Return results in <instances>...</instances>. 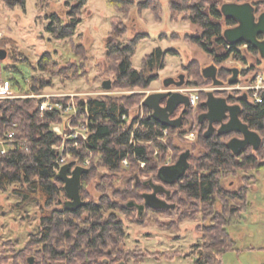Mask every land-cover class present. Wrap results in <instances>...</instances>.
Masks as SVG:
<instances>
[{
	"label": "trees",
	"instance_id": "trees-1",
	"mask_svg": "<svg viewBox=\"0 0 264 264\" xmlns=\"http://www.w3.org/2000/svg\"><path fill=\"white\" fill-rule=\"evenodd\" d=\"M88 1L77 0L71 6L68 12L70 21L67 23L56 13L47 15L46 31L57 40H72L83 20V10ZM108 2L123 16L135 5V0ZM69 3L70 1L67 2L68 6ZM5 4L10 8L25 6L26 0H5ZM222 6L219 1L211 0L170 1L171 19L184 14L189 21L201 28L200 35H192L188 39L213 57V65L217 68L215 79L206 77L197 62L191 61L184 66V86L215 85V81L229 85L234 72L230 68L219 66L231 57L246 63L245 52L261 57L259 50L253 45L230 44L226 40L225 27H234L237 21L224 16ZM255 6L258 13L257 4ZM137 7L140 11L152 10L156 19H161L162 4L159 1L141 0ZM126 33L124 18L116 15L112 20L106 46V63L114 71L116 78L114 87L147 89L158 78L152 72L166 67L167 52L161 48L155 49L143 58L140 69H136L133 66V56L138 43L146 36L138 35L126 40ZM72 45L75 54L84 60L88 55L85 46ZM76 66L68 63L65 68H60L53 55L45 52L34 71L68 80L78 70L80 73L83 67L79 64L80 69H77ZM12 68L19 71L15 65ZM250 69H253L252 66ZM222 77H226L225 81ZM51 83V78L33 75L30 90L38 92L51 86ZM252 93L251 90H231L220 94L227 98L229 104L240 105L241 119L259 134L261 146L256 150L248 146L243 152L235 154L228 143L241 134H219L216 130L212 135L206 136L209 121L198 119V147L203 148L204 153L194 157L190 151V168L187 173L175 184H167L170 190L175 189L171 190L168 199L174 207L165 210L148 207L144 211V214L146 210L150 213L175 212L188 204L192 210L201 212L203 220L198 231L202 234L203 244L199 245L201 252L198 264H221L223 254L238 250L228 228L246 220L251 206L249 190L256 184L258 174L264 170V89L259 91L262 102H256ZM134 97L135 95H104L78 100V115L87 123L88 138L79 148L73 147L75 160L69 163L71 169L83 166L81 161L88 157L95 161L99 157V166L105 168L110 175L127 173L134 177H153L149 181L162 182L158 171L164 166L162 162L168 150V146L162 142L165 132L181 130L185 122L193 119L195 108L198 109V117L206 113L208 93L200 96L196 107L190 106L187 109L183 125L179 129L162 125L151 116L152 111L146 106H143L146 116L129 121L130 106L136 104L131 102ZM60 114L58 111H41L39 103L31 98L0 99V138L5 139V135L14 133V141L8 142L6 153H2L0 146V187L7 191L11 186L17 185L14 193L21 197L24 204L37 205L40 213L38 233L30 235L25 247L20 250L16 248V244L6 242L0 255V264H127L126 259L130 258L125 248L128 233L121 215L130 216L136 206L143 205L144 193L151 188L145 182L144 190L147 191L136 192L140 189V184L133 185L135 178H132L126 180L130 187L127 190L117 189L112 195L104 192L97 200H86L83 197V184L96 172V162H93L82 175L81 196L86 204L75 210L70 209L66 205L69 196L65 183L58 178L62 167L59 164L60 154L54 148L62 141L61 135L52 129L60 120ZM215 127L218 129L219 124ZM156 149L161 151L160 156L154 155ZM142 163H145L144 168L141 167ZM248 171H254V174H243L236 188L224 185L226 179ZM105 177L106 174L103 178ZM119 196L123 200H132L125 203L115 200Z\"/></svg>",
	"mask_w": 264,
	"mask_h": 264
},
{
	"label": "rangeland",
	"instance_id": "rangeland-1",
	"mask_svg": "<svg viewBox=\"0 0 264 264\" xmlns=\"http://www.w3.org/2000/svg\"><path fill=\"white\" fill-rule=\"evenodd\" d=\"M68 1L70 6L67 5ZM138 1L141 0H135L132 10L123 16L108 0H89L84 7L83 20L74 38L57 40L45 29L48 24L47 15L56 13L67 23L70 21L68 12L77 0H42V2L26 0L25 6L14 8L6 6L5 0H0V47L8 51V57L0 61V85L8 86L16 98L34 99L39 106L44 99L51 103L60 102L66 106L71 105V110L61 113L60 120L54 124L62 130V141L55 146L60 152V166L74 162L72 149L79 148L83 143V136L87 135L85 129L87 123L82 116L78 115V100L104 95L119 97L135 95L131 102L136 104L130 106L129 121L137 117L143 118L146 116L143 107L145 98L157 91H177L179 89L177 86L171 85L166 88L164 83L170 78L179 81L180 76L185 74L184 66L193 60L201 69L214 64L213 57L188 39L192 35H200L201 28L189 21L184 14L171 19V0H157L162 4L160 20L156 19L155 13L150 9L140 11L137 7ZM211 1H219L220 6L225 3L249 2L257 4L259 11L257 16L264 13V0ZM116 15L124 18L127 28L124 39L131 40L138 35L146 36L138 43L137 51L133 56L134 68L140 69L143 58L157 48L167 52L166 67L152 72L158 75V78L147 89L114 87L116 78L114 71L106 63V46L112 20ZM72 44L85 46L88 55L84 60L75 54ZM45 52L53 55L59 62L60 68H65L68 63L77 65V69H80L79 64L83 67L80 73L78 70L75 76H70L68 80L64 77L65 81L57 76L50 77L48 74L34 71L38 60ZM245 56L246 63L231 57L219 66L238 68L240 70L239 84L231 86L225 83L219 87L214 84H197L183 86L182 89H191L202 97L208 92L222 96L220 93L225 91L248 92L251 90L253 96L250 95L254 99V90L251 87L260 80L264 82V60L246 52ZM13 65L19 71H15L12 68ZM251 66L253 69H250ZM244 70L246 72L243 73ZM33 75H41L44 79L51 78V86L38 92L31 91ZM225 78L221 79L225 81ZM108 80L112 85L110 90L103 87V83ZM198 115V109L195 108L193 119L185 122L181 130L165 132L162 142L168 146V150L162 162L164 166L175 165L181 155L187 151H191L194 157L204 153V149L198 147L200 130ZM73 131L80 134L78 143L70 141L73 138L71 136V133L74 134ZM160 153L161 151L156 149L154 155L160 156ZM98 160L99 157L96 161L88 157L81 161L85 168L96 162L94 176H90L83 184V197L86 200H97L104 192L112 195L113 191H118L117 189L127 190L130 188L127 181L132 178H135L133 185L140 184V189L136 192H142L146 187L144 183L153 178L137 177L138 175L134 177L127 173L110 175L105 168L99 166ZM141 165L142 168L145 167V163ZM105 174L106 177L103 178ZM243 174L251 175L254 171L241 172L236 177H230L224 181V185L236 188ZM17 188V185H13L4 191L0 187V255L4 251L6 242L9 241L16 244L18 250L24 248L30 235L38 233L40 228L38 206L24 204L21 197L14 193ZM171 190L175 191L173 188ZM179 196L183 197V195ZM115 200L125 203L132 199L123 200L119 196ZM249 200L251 208L246 214V220L228 228L237 249L243 250V253L238 250L229 251L220 258L221 264H259L264 259V251H260V245L264 244V170L258 174L255 187L250 188ZM65 201L64 199L63 202ZM220 207L221 204H219ZM144 211L139 214L140 211L135 207L134 213L130 216L121 215L128 233L125 248L130 258L126 259L127 264H198L201 252L199 245L203 244L202 234L198 231L203 220L201 212L192 210L188 204L175 212L150 213L146 210L144 214ZM142 213L145 216L141 215ZM193 215L194 217H191Z\"/></svg>",
	"mask_w": 264,
	"mask_h": 264
},
{
	"label": "water",
	"instance_id": "water-1",
	"mask_svg": "<svg viewBox=\"0 0 264 264\" xmlns=\"http://www.w3.org/2000/svg\"><path fill=\"white\" fill-rule=\"evenodd\" d=\"M222 13L226 17L234 18L237 25L229 27L224 31V37L230 44L245 43L246 45H253L260 52V56L264 59V13L257 16L256 9L252 3H225L223 4ZM8 57V51L0 47V61H4ZM206 77L216 78L217 68L215 65L203 69ZM184 75L180 76V80L176 81L173 78L167 79L164 86L168 88L175 85L179 88L184 86ZM238 70L235 69V75L230 80V84L237 83ZM215 85H223L221 82L215 81ZM103 87L106 90L112 88L111 82L105 81ZM206 105L209 108L207 113H204L200 119H208L209 129L206 136L212 135L216 130L219 134L239 133L242 137H233L229 143V148L235 153L243 152L248 146H252L255 150L262 144V139L259 134L249 128L240 117V105H231L227 98L218 97L214 92H208V99ZM143 106L148 107L152 114L151 116L160 122L162 125L179 129L183 125L184 113L191 106L190 96L181 91H157L149 94L143 101ZM180 106H184L182 114L178 118H172V115L178 110ZM220 124L216 129L215 125ZM190 151L181 155L180 159L175 165H166L159 169L158 176L165 185L175 184L181 177H183L188 169ZM88 171L83 166H76L71 169L70 164H65L61 167L58 178L65 183V189L69 196V201L66 205L75 210L86 204V201L81 196L82 175ZM153 192L144 194L145 203L136 206L140 212L150 207L154 210L171 209L174 205L170 204L166 199L160 198L159 193L171 194V190L165 188L161 183L149 181ZM148 184L147 182L145 183ZM125 264V263H120Z\"/></svg>",
	"mask_w": 264,
	"mask_h": 264
},
{
	"label": "built area",
	"instance_id": "built-area-1",
	"mask_svg": "<svg viewBox=\"0 0 264 264\" xmlns=\"http://www.w3.org/2000/svg\"><path fill=\"white\" fill-rule=\"evenodd\" d=\"M251 89L254 90V100L256 102H262V98L259 95V91L264 89L263 80H260L259 82H257V84L252 86ZM178 91L186 93L190 96L191 106L197 105V103L199 101V95H197L195 91H193L191 89H182V88L178 89ZM3 98H16V96H13V92H11V90L9 89L8 86L0 85V99H3ZM40 110L43 112L44 111H58L59 113H64L65 111L71 110V105L66 106L60 102L51 103V102H49V100L44 99L40 104ZM72 116H74V115H72ZM75 117H76V115H75ZM52 129L57 134L62 135V130H60V128L58 126L54 125V126H52ZM85 129L87 130V135L83 136V138H84L83 141L87 140V138H88V127H86ZM71 136H73V138L71 139V140H73L72 142L78 143L80 141V137H79L80 134H76V132H74V134L71 133ZM13 141H14V133H9V134L5 135V139L0 138V146H2L1 147L2 153H6L7 148H8L7 147L8 142H13ZM54 148L56 149V147H54ZM59 154H60V152H59Z\"/></svg>",
	"mask_w": 264,
	"mask_h": 264
},
{
	"label": "flooded vegetation",
	"instance_id": "flooded-vegetation-1",
	"mask_svg": "<svg viewBox=\"0 0 264 264\" xmlns=\"http://www.w3.org/2000/svg\"><path fill=\"white\" fill-rule=\"evenodd\" d=\"M252 4H253V3H252ZM253 5H254V7H255V9H256L255 4H253ZM256 14H257V12H256ZM263 38H264L263 36H260V39H263ZM245 46H247V45L245 44ZM235 69L238 70L237 83H235V84H229V85H231V86H234V85L239 84L240 70H239L238 68L231 69V70L234 72V75H235ZM215 86H216V87H219V86H222V85H215ZM216 96H218V97H222V96H219V95H216ZM199 99H200V96H199ZM193 107H196V106H193ZM183 109H184V106H180V107L178 108V110L174 113V115H172V118H178V117L182 114ZM208 111H209V108H208ZM208 111H207V112H208ZM207 112H206V113H207ZM177 114H178V116H177ZM201 116H202V115H201ZM201 116H199V119H200ZM183 118H184V117H183ZM202 120H207V121H208V119H206V118H203ZM219 127H220V124H219ZM216 129H217V128H216ZM237 137H242V135H237ZM156 183H157V184H158V183L163 184V185L165 186V188L169 190L168 186L165 185V183H162V182H156ZM146 186L150 187L151 190L145 192L144 194L153 192V188L151 187V184H150V183H148ZM169 196H170V195H167V194L164 193V192L159 193V197H160V198H163V199H166L167 201H168V199H169Z\"/></svg>",
	"mask_w": 264,
	"mask_h": 264
},
{
	"label": "crops",
	"instance_id": "crops-1",
	"mask_svg": "<svg viewBox=\"0 0 264 264\" xmlns=\"http://www.w3.org/2000/svg\"><path fill=\"white\" fill-rule=\"evenodd\" d=\"M257 183V182H256ZM256 185V184H255ZM255 185L253 186V187H255ZM251 202V201H250ZM250 208H251V206H250ZM238 251L239 252H241L242 251V253H243V250H241V249H238ZM260 251H264V244H262V245H260ZM259 264H264V259L261 261V262H259Z\"/></svg>",
	"mask_w": 264,
	"mask_h": 264
}]
</instances>
